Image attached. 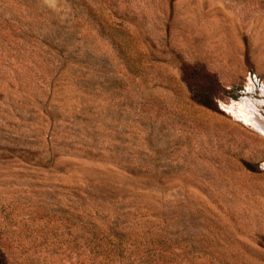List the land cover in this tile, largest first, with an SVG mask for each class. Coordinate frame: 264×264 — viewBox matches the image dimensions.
<instances>
[{"label": "rangeland", "instance_id": "1", "mask_svg": "<svg viewBox=\"0 0 264 264\" xmlns=\"http://www.w3.org/2000/svg\"><path fill=\"white\" fill-rule=\"evenodd\" d=\"M263 44L264 0H0V264H264Z\"/></svg>", "mask_w": 264, "mask_h": 264}, {"label": "crops", "instance_id": "2", "mask_svg": "<svg viewBox=\"0 0 264 264\" xmlns=\"http://www.w3.org/2000/svg\"><path fill=\"white\" fill-rule=\"evenodd\" d=\"M264 45V44H263ZM264 48V46H263ZM236 51L234 52V56L236 59H238L239 61L242 62V55H243V47H242V44L240 43V40L238 41V47L235 49ZM261 54H262V51H261ZM253 56L256 58V59H259V56L260 54H257L256 56V52L253 51ZM253 60H255L254 58H252ZM245 67V65L241 66V64L239 65V67L236 66V68H239L238 71H241L243 70V68ZM254 67V66H253ZM255 69H256V72L263 75L264 76V66H261L260 64L256 65L255 66Z\"/></svg>", "mask_w": 264, "mask_h": 264}, {"label": "bare ground", "instance_id": "3", "mask_svg": "<svg viewBox=\"0 0 264 264\" xmlns=\"http://www.w3.org/2000/svg\"><path fill=\"white\" fill-rule=\"evenodd\" d=\"M244 110V109H243ZM251 116V115H250ZM251 118V117H250ZM255 123H256V126L259 128V130L261 131V132H263L264 133V123L263 122H257V121H255Z\"/></svg>", "mask_w": 264, "mask_h": 264}, {"label": "built area", "instance_id": "4", "mask_svg": "<svg viewBox=\"0 0 264 264\" xmlns=\"http://www.w3.org/2000/svg\"><path fill=\"white\" fill-rule=\"evenodd\" d=\"M254 78V77H253Z\"/></svg>", "mask_w": 264, "mask_h": 264}]
</instances>
